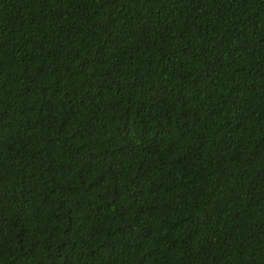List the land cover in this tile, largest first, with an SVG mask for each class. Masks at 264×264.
<instances>
[{
	"label": "trees",
	"instance_id": "trees-1",
	"mask_svg": "<svg viewBox=\"0 0 264 264\" xmlns=\"http://www.w3.org/2000/svg\"><path fill=\"white\" fill-rule=\"evenodd\" d=\"M0 264H264V0H0Z\"/></svg>",
	"mask_w": 264,
	"mask_h": 264
}]
</instances>
